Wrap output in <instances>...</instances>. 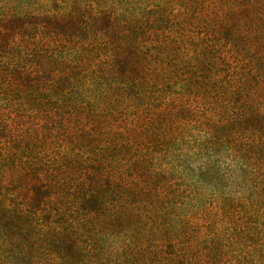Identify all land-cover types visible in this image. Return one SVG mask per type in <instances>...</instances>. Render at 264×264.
Here are the masks:
<instances>
[{
	"label": "trees",
	"instance_id": "trees-1",
	"mask_svg": "<svg viewBox=\"0 0 264 264\" xmlns=\"http://www.w3.org/2000/svg\"><path fill=\"white\" fill-rule=\"evenodd\" d=\"M0 264H264V0H0Z\"/></svg>",
	"mask_w": 264,
	"mask_h": 264
}]
</instances>
